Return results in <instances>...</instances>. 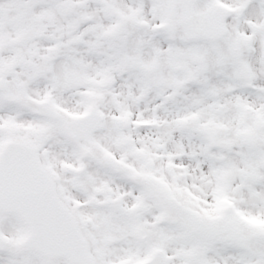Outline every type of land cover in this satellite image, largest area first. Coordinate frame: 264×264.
<instances>
[{
    "label": "snow or ice",
    "instance_id": "1",
    "mask_svg": "<svg viewBox=\"0 0 264 264\" xmlns=\"http://www.w3.org/2000/svg\"><path fill=\"white\" fill-rule=\"evenodd\" d=\"M0 264H264V0H0Z\"/></svg>",
    "mask_w": 264,
    "mask_h": 264
}]
</instances>
